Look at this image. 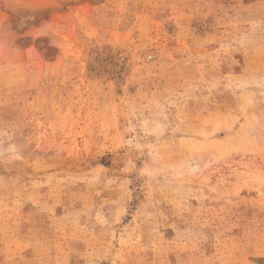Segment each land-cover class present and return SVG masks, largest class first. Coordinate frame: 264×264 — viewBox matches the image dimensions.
<instances>
[{
  "label": "rangeland",
  "instance_id": "obj_1",
  "mask_svg": "<svg viewBox=\"0 0 264 264\" xmlns=\"http://www.w3.org/2000/svg\"><path fill=\"white\" fill-rule=\"evenodd\" d=\"M0 264H264V0H0Z\"/></svg>",
  "mask_w": 264,
  "mask_h": 264
},
{
  "label": "bare ground",
  "instance_id": "obj_2",
  "mask_svg": "<svg viewBox=\"0 0 264 264\" xmlns=\"http://www.w3.org/2000/svg\"><path fill=\"white\" fill-rule=\"evenodd\" d=\"M115 159V158H114Z\"/></svg>",
  "mask_w": 264,
  "mask_h": 264
}]
</instances>
